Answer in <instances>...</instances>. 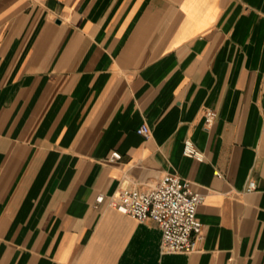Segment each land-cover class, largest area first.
<instances>
[{
	"label": "crops",
	"instance_id": "1",
	"mask_svg": "<svg viewBox=\"0 0 264 264\" xmlns=\"http://www.w3.org/2000/svg\"><path fill=\"white\" fill-rule=\"evenodd\" d=\"M166 173L194 251L107 203ZM0 264H264V0H0Z\"/></svg>",
	"mask_w": 264,
	"mask_h": 264
},
{
	"label": "built area",
	"instance_id": "2",
	"mask_svg": "<svg viewBox=\"0 0 264 264\" xmlns=\"http://www.w3.org/2000/svg\"><path fill=\"white\" fill-rule=\"evenodd\" d=\"M217 112H206L205 124H213ZM140 134L150 135V127L143 123L137 129ZM183 152L199 161L206 155L191 138L184 142ZM122 153L114 151L109 161L121 159ZM221 176L220 172H217ZM257 181L250 180L247 190L257 188ZM105 195L97 196V202L105 201ZM205 200V194L196 191L190 180L174 173H166L150 189L124 188L119 194L107 198L109 206L117 208L134 219H153L162 229V250L164 252H189L196 249V236L202 232L203 222L198 217V207Z\"/></svg>",
	"mask_w": 264,
	"mask_h": 264
}]
</instances>
